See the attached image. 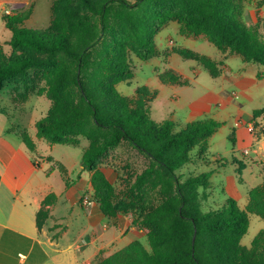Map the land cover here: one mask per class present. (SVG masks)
Returning a JSON list of instances; mask_svg holds the SVG:
<instances>
[{
    "label": "trees",
    "instance_id": "obj_1",
    "mask_svg": "<svg viewBox=\"0 0 264 264\" xmlns=\"http://www.w3.org/2000/svg\"><path fill=\"white\" fill-rule=\"evenodd\" d=\"M243 1L55 0L52 22L45 29L23 27L29 13L2 16L12 36L6 43L10 54L0 43V92L9 85L25 90L31 86V71L45 73V92L52 105L35 125L36 139L72 147L86 139L89 147L81 166L92 174L94 201L108 217L128 210L134 226L146 231L151 251L136 241L98 264H264V230L250 247L242 245L250 215L264 220V181L249 192L244 209L228 198L221 209L205 211L207 196L201 191L209 188L211 173L186 180L178 175L193 163L197 148L200 156L207 151L208 139L222 124L211 118L185 125L157 123L150 114L155 93L139 89L136 96L127 97L117 88L134 76L129 53L141 61L156 57L155 37L170 22H178L183 34L204 36L220 51L239 54L246 63L264 68L260 33L264 20L246 25ZM177 53L196 60L213 77L220 74L218 64L207 57L186 50ZM159 78L165 84H184L171 70ZM262 115L264 109L253 113L254 119ZM20 137L33 154V138L27 133ZM123 143L150 161L132 190L147 186L151 193L168 195L144 214L130 208L127 199L118 201L113 183L98 169L101 159ZM244 169L239 163L238 176ZM56 202L55 194L42 202L36 214L38 231Z\"/></svg>",
    "mask_w": 264,
    "mask_h": 264
},
{
    "label": "crops",
    "instance_id": "obj_2",
    "mask_svg": "<svg viewBox=\"0 0 264 264\" xmlns=\"http://www.w3.org/2000/svg\"><path fill=\"white\" fill-rule=\"evenodd\" d=\"M54 1L0 0V43L6 52L10 51L6 43L12 35L4 26L2 16L6 12L10 15L29 13L23 27L45 29L53 19ZM260 19L264 20V0H244L243 22L256 25ZM171 26L176 38L172 35L162 38L163 31ZM263 32L261 26L260 33L264 35ZM159 39L165 41L162 47L158 44ZM171 39L175 41L174 47L168 46ZM155 43L157 56L144 61L151 65L153 75L134 88L128 86L121 94L134 97L139 89L155 93L150 114L157 123L172 121L185 125L211 118L222 124L208 139V148L203 155L198 154V148L192 153L190 165L198 174L211 173L209 188L201 191L207 196L204 207L221 209L228 198H233L226 184L229 168L238 175L236 171L242 163L244 172L260 178L259 186L264 181L261 175L264 133L256 139L255 133L248 130L249 125L264 126V115L257 119L253 116L254 111L264 109V78L259 77L264 68L246 63L239 54L220 51L204 36L183 34L178 22L166 25L156 35ZM180 50L211 59L218 64L220 74L211 76L196 60L182 58L177 53ZM177 57L192 63H181ZM161 66L163 70L159 68ZM133 69L134 76L125 82L127 85L138 74L134 66ZM169 70L181 77L184 84L163 83L159 76ZM15 93L13 88L0 92V113L14 107ZM26 103H21L19 108ZM10 132L0 123V264H98L136 241L147 248L146 231L135 227L129 215L108 217L98 204L82 205V196L93 194L92 174L83 170L81 159L73 149H64L62 158L54 156L59 149L37 158V144L32 154ZM14 134L20 137L17 131ZM32 138L36 143V137ZM86 142L82 155L89 147ZM246 150H249L248 155H245ZM35 159L40 165L34 164ZM55 172L60 174L57 181L53 179ZM217 190H221L223 200H218ZM250 191H238V196L233 198L241 209L248 204ZM50 194L57 196V202L50 208L44 227L38 231L36 214Z\"/></svg>",
    "mask_w": 264,
    "mask_h": 264
},
{
    "label": "rangeland",
    "instance_id": "obj_3",
    "mask_svg": "<svg viewBox=\"0 0 264 264\" xmlns=\"http://www.w3.org/2000/svg\"><path fill=\"white\" fill-rule=\"evenodd\" d=\"M127 1L134 3L136 0ZM172 27L173 26H171L167 30H164L161 37L165 38L168 35H172L174 36V38H176ZM158 44L162 47L163 45H165V41H161L159 39ZM4 52L10 54V51L6 52L4 50ZM177 59L181 63H192L185 62L178 57ZM129 61L131 63V66H134L135 69L138 70V74L129 85L124 83L120 84L119 88L117 87L120 93L128 90V86L130 88L138 86L139 84H141V81L146 80L153 75L151 65L148 62H144L138 59V57L132 52L129 53ZM159 68L163 70V66ZM30 76L31 86L29 88H25V90L22 89L21 86L15 85H9L6 87L13 88L16 91L15 96H13V104L15 108L8 107L4 111L5 113H0V121H2L0 123L6 125L11 130L10 134H12L20 143H23L22 140L19 136H16L17 134L15 135L14 132L17 131L18 135L20 136L27 133L31 137H36L35 125L38 121H40L47 115L52 105L50 97L45 92V73H41L39 71H31ZM25 102L27 103L19 108V105ZM263 131L264 126H255V138L260 139ZM81 141H84L81 146L79 145L78 147H71L58 145L51 146L44 140L36 139L37 151L35 156L37 158L42 156L44 157L50 154L51 151L55 152L54 149H59L54 153V156L57 158H62L64 149H73L72 151L77 154V158L79 155V158L81 159L82 151L85 145L84 143H87V140L81 138L80 144ZM149 165L150 161L148 158L133 149L128 143H123L117 148L111 149L101 159L98 169L105 175H107L113 183L116 189L118 201L127 199V203L130 204V208H137L142 214H144L148 211H151L165 198L168 197V195L161 196L158 194L156 195V193H151V191L148 190L147 186L132 190V186L136 182L137 176L140 175L147 167H149ZM197 174L198 173H196V170L194 168L192 169L191 166L186 167L178 172V175L181 176L183 180H186L189 177L196 176ZM227 175L228 178L226 179V184L228 186V192L232 195L233 198L238 196V191L245 192L256 189L262 183L260 178H257L254 174L251 175L248 171H242L241 176H238L234 174L232 168H229L227 170ZM261 175L264 178V169H262ZM59 177V172H55V175L53 176L54 181H57ZM92 193L94 194V191ZM217 197L218 200L219 198L221 200L224 199L221 195V190H217ZM239 200L241 201L242 199ZM204 210L208 211L209 209L207 206H205ZM127 212L128 210L126 212L120 213L119 215H127ZM261 230H264V220L257 216L251 215L250 227L248 233L242 239V245L245 247H250L253 240ZM143 242L146 243L145 241ZM147 248L149 251H151V248L148 244Z\"/></svg>",
    "mask_w": 264,
    "mask_h": 264
},
{
    "label": "built area",
    "instance_id": "obj_4",
    "mask_svg": "<svg viewBox=\"0 0 264 264\" xmlns=\"http://www.w3.org/2000/svg\"><path fill=\"white\" fill-rule=\"evenodd\" d=\"M5 15H10V13L9 12H6ZM174 45H175V42H174V40L171 39L169 41V46L174 47ZM248 130H249V132L251 134H254L255 133V127L253 125H249L248 126ZM248 154H249V150H246L245 151V155H248ZM36 164L37 165H40V162H37ZM81 202H82V205L84 207H91V206H93V205L96 204V202L93 199V194H90V193H85L82 196Z\"/></svg>",
    "mask_w": 264,
    "mask_h": 264
}]
</instances>
